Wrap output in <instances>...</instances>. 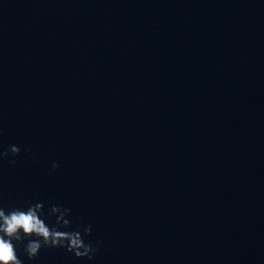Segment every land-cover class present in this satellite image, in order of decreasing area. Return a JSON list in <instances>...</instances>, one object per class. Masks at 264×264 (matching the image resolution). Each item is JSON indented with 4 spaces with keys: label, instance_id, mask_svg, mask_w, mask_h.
I'll return each instance as SVG.
<instances>
[{
    "label": "water",
    "instance_id": "95a60500",
    "mask_svg": "<svg viewBox=\"0 0 264 264\" xmlns=\"http://www.w3.org/2000/svg\"><path fill=\"white\" fill-rule=\"evenodd\" d=\"M10 145L0 206L100 242L24 264H264V0H0Z\"/></svg>",
    "mask_w": 264,
    "mask_h": 264
},
{
    "label": "clouds",
    "instance_id": "9594fccd",
    "mask_svg": "<svg viewBox=\"0 0 264 264\" xmlns=\"http://www.w3.org/2000/svg\"><path fill=\"white\" fill-rule=\"evenodd\" d=\"M20 152L16 145H10L6 150L0 151V157L11 153L13 156ZM14 164L15 160H10ZM58 167L53 162L52 168ZM70 209L53 205L48 209V216H55V223L51 226L42 218L44 216L43 204L37 202L29 204L26 208L11 207L7 210L0 206V264H24L17 255L20 246L27 259L32 260L41 248H64L77 258L92 259L98 249L99 241L93 245L85 237L91 233V225H85L81 230L69 229L71 221L66 219Z\"/></svg>",
    "mask_w": 264,
    "mask_h": 264
}]
</instances>
